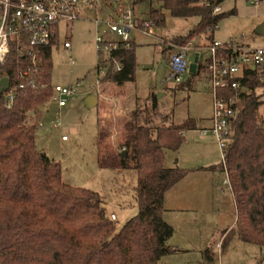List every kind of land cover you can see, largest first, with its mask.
Instances as JSON below:
<instances>
[{"label": "trees", "instance_id": "trees-1", "mask_svg": "<svg viewBox=\"0 0 264 264\" xmlns=\"http://www.w3.org/2000/svg\"><path fill=\"white\" fill-rule=\"evenodd\" d=\"M221 1L131 3H148V17L155 26L164 23L163 7L175 16L198 15L199 21L187 34L168 40V45L176 46L188 44L202 33H206L210 44L218 22L234 13V9L214 11ZM116 42L117 46L98 60L96 69L101 81L122 85L135 79L137 44L131 39ZM57 43L56 31L51 43L41 49L38 70L43 86L34 88L25 82L17 88L11 105L0 93V264H165L160 262L161 256L178 248L168 243L173 226L163 218L164 194L188 171L179 165H165V151L179 148L183 132L195 128V120L187 117L175 123L171 114L165 113L160 124H153L146 105L143 109L134 107L122 125L125 156L121 154L123 150H116L109 142L112 124H100L95 139L98 165L112 169L134 167L137 172L138 211L116 230L101 193L65 182L60 161L36 145L42 108L53 95L52 47ZM27 65V58L13 44L0 64V77L7 75L11 82L21 81L19 72ZM205 71V63L198 60L192 78ZM239 79L242 87L237 90V113L224 164L220 163L230 181L236 220L223 230V241L236 236L264 246V117L259 112L263 100L256 91L264 82L252 70ZM183 83L189 85L191 80H183L179 87ZM221 93L227 97L234 89L227 87ZM150 96L154 99V95ZM205 253L211 257L208 249Z\"/></svg>", "mask_w": 264, "mask_h": 264}, {"label": "rangeland", "instance_id": "rangeland-1", "mask_svg": "<svg viewBox=\"0 0 264 264\" xmlns=\"http://www.w3.org/2000/svg\"><path fill=\"white\" fill-rule=\"evenodd\" d=\"M127 7L133 8L137 21V27L129 32V38L137 44L135 79L124 84L123 93L114 95L113 98L108 95L106 97L109 98H106L103 93H99L100 87L103 88L105 83L99 81L100 73L96 69L99 60L96 36L98 33L104 40L121 39L108 29V23L121 22L123 10ZM149 7L145 2L132 5L131 0H99L87 6L80 18L60 24L58 43L52 47L51 84H73L79 80L80 85L68 98L64 109H59L51 98L42 108L40 123L36 128L37 147L60 161L63 180L101 193L107 213L114 212L117 217L113 219L116 230L138 211L135 197L137 172L134 167L112 169L98 165L95 145L98 116L101 117L103 111L111 112L107 119L112 124L109 142L116 150L121 151L123 120L134 107L142 108L146 105L153 124H160L166 113L171 114L175 123L191 117L196 125H200L208 123V117L213 113V94L204 72L193 77L189 85L183 83L181 87L172 78L167 79L168 40L187 34L200 17L175 16L163 7L164 23L156 25L155 35H151L141 27L144 18L149 19L148 14L142 10L148 11ZM219 7L221 11L234 9V13L218 22L212 33L213 40L221 43L235 40L252 46L264 44V35L256 29L264 21V0H222ZM102 15L106 18L102 19ZM97 18L100 20L98 25L95 23ZM102 26L107 28L101 34ZM65 39L70 40V47L63 46ZM193 40L196 43H189V46L197 49L191 48L188 51V64L196 63V59L205 63L209 56V51L204 46L208 41L206 33L196 35ZM195 71L188 67L184 80L190 78ZM262 90L263 88L258 89ZM89 95L97 98L92 106H87L84 102ZM261 97L263 101L259 111L264 115V94ZM62 135H66L68 140L61 141ZM205 213L209 215V223L205 221L203 237H209L205 250L208 249L211 257L206 256L203 242L188 241L182 231L176 230L174 242L178 241V244L168 243L178 249L161 256V263L264 264V246L243 241L236 236L223 241V230L236 216L234 199L226 185L224 191L215 196ZM217 215L220 216V221L215 219L218 218ZM216 224L218 230H215ZM219 241L220 245L217 246Z\"/></svg>", "mask_w": 264, "mask_h": 264}, {"label": "built area", "instance_id": "built-area-1", "mask_svg": "<svg viewBox=\"0 0 264 264\" xmlns=\"http://www.w3.org/2000/svg\"><path fill=\"white\" fill-rule=\"evenodd\" d=\"M97 1L99 0H0V64L5 61L13 44L19 54L25 56L28 61V65L19 72L21 81L11 82L8 77V86L2 90L7 105L12 104L17 88L23 86L25 82L30 83L34 88L44 85L39 81L38 70L42 47L51 43L55 32L59 31L60 24L80 18L82 11ZM219 9L220 7L216 6L214 11ZM95 23L98 25L100 20L95 19ZM134 27H137V21L131 7L123 10L121 22L108 23V29L115 32L122 40L130 39L129 32ZM141 27L147 34H155V25L150 19H144ZM63 46L69 47L70 40L65 39ZM116 46V40H104L97 33L96 49L100 60H103ZM206 48L209 56L205 61V75L213 94V113L210 117V126L200 129V132H211L215 135L224 164L225 150L232 133V121L237 113L236 103L239 99L237 90L242 87L239 78L252 70L256 78L264 82V44L252 46L235 40L225 43L212 40ZM189 49V43L174 46V50L168 56L167 79L172 78L179 84L184 80L188 68ZM100 67L103 68L101 65ZM115 67L120 68L117 63ZM79 85V80L73 84L52 85L51 98L62 107ZM227 87L233 88L234 93L226 97L221 93V89ZM62 138H66V135H62ZM223 182L230 188L226 171ZM111 217L114 218V214H111ZM216 245L219 246L220 241Z\"/></svg>", "mask_w": 264, "mask_h": 264}, {"label": "crops", "instance_id": "crops-1", "mask_svg": "<svg viewBox=\"0 0 264 264\" xmlns=\"http://www.w3.org/2000/svg\"><path fill=\"white\" fill-rule=\"evenodd\" d=\"M219 11H221V8L219 9ZM142 12H146V14H148V11L142 10ZM193 38L189 43H196ZM207 45L208 41L204 46L207 47ZM168 48L169 56L170 52L174 50V46L168 45ZM191 48L197 49L195 46H191ZM197 61L198 59H196V67ZM190 80L192 82V76L190 77ZM99 81L105 83V86L103 88L102 86L100 87L99 93H103L104 97L110 95V97L112 98L114 95L123 93L122 87L126 82H128L126 81L122 85H118L111 81H101L100 79ZM261 88H263V90L258 91V89ZM256 91L262 96L264 94V86L258 87ZM66 104L64 106H66ZM64 106L59 107V109H64ZM129 112H127V116ZM110 113L111 112L103 111L101 117L98 116L96 132H98L100 124L109 122L107 119ZM262 116L264 117L263 114ZM210 117L211 116L208 117V123H202L200 125H196L195 128L185 130L183 132L184 140L179 148L176 150L168 149L169 152H167L168 150H166L164 157L165 165H180L188 169L187 173L170 188H168L164 194L163 218L173 226V233L169 237L168 242H171V244H176L178 241H176V243L174 242L175 231L180 230L184 234L183 236L185 237V239H187L188 241L203 242L202 244L204 246V250L208 247L209 244V237H203L205 235V221L209 223V215L205 213V210H209L215 196L220 193V191H224V185L229 188V186L225 182H223V179L225 178V171H223L220 166L222 159L220 148L215 135L211 132H200V129L210 126ZM67 140L68 137L63 139L61 136V141ZM211 166H214V168H210ZM229 190L231 191L230 188ZM231 194L233 196L232 191ZM109 214L110 216L111 214H114V219L117 218L114 212H110ZM217 217L218 218L215 217V219H218V221H220V216L217 215ZM235 220L236 216L234 218V221H231V223H229V225H226L225 228L231 227L234 224ZM215 228V230L219 229L217 224ZM208 234L209 231L207 232V235ZM166 263H169V261H166Z\"/></svg>", "mask_w": 264, "mask_h": 264}, {"label": "water", "instance_id": "water-1", "mask_svg": "<svg viewBox=\"0 0 264 264\" xmlns=\"http://www.w3.org/2000/svg\"><path fill=\"white\" fill-rule=\"evenodd\" d=\"M122 1V0H121ZM105 18V15H102V19ZM106 29V26H102L101 27V32H104V30ZM257 32L264 35V21L262 23H260L258 26H257ZM189 68L191 71H195V68H196V63H190L189 64ZM193 73V72H192ZM190 81V78H188L187 80H185L186 83H188ZM8 86V76L4 75L2 77H0V93L2 92L3 89L7 88ZM85 104L87 106H92L96 103V98L94 95H89L85 98L84 100ZM121 154L123 156L126 155V151L123 150L121 152Z\"/></svg>", "mask_w": 264, "mask_h": 264}]
</instances>
